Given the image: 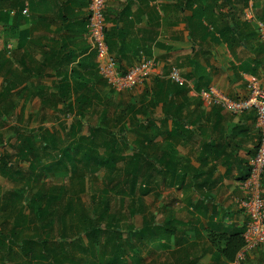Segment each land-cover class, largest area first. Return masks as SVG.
Instances as JSON below:
<instances>
[{"label":"crops","instance_id":"0c3cea01","mask_svg":"<svg viewBox=\"0 0 264 264\" xmlns=\"http://www.w3.org/2000/svg\"><path fill=\"white\" fill-rule=\"evenodd\" d=\"M90 1L0 0V52L11 49L7 71L16 91L28 88L32 102L59 103L62 111L63 103H100L105 80L88 37ZM105 16L106 42L122 72L144 58L156 63L135 90L148 92L145 103L154 109L138 116L141 128L132 131L151 135L140 145L150 143L156 156H142L158 172V222L144 221L142 228L153 227L142 236L143 259L151 262L155 251L158 264L233 262L240 251L227 261L222 249L248 222L240 202L248 197L259 131L254 113L232 115L200 93L213 87L243 99L250 82L264 85V0H107ZM4 22L14 27L12 39ZM174 68L183 84L170 81ZM247 258L264 264V246Z\"/></svg>","mask_w":264,"mask_h":264},{"label":"rangeland","instance_id":"374dc122","mask_svg":"<svg viewBox=\"0 0 264 264\" xmlns=\"http://www.w3.org/2000/svg\"><path fill=\"white\" fill-rule=\"evenodd\" d=\"M8 52H0V264H103L114 256L158 264L155 251L149 263L142 257L148 239L133 236L144 221L158 222V172L142 156L155 148L140 145L150 134L132 133L138 116L154 109L148 92L135 91L144 82L118 92L101 81L100 103L66 113L59 103L32 102L28 88L16 91ZM26 237L38 240L34 259L19 245Z\"/></svg>","mask_w":264,"mask_h":264},{"label":"built area","instance_id":"2783aa9c","mask_svg":"<svg viewBox=\"0 0 264 264\" xmlns=\"http://www.w3.org/2000/svg\"><path fill=\"white\" fill-rule=\"evenodd\" d=\"M106 3L107 0H91L88 17V37L92 50L98 59L100 76L107 85L118 92L129 91L142 84L156 68L154 60L144 58L131 70L122 72L115 57L110 53L106 42ZM259 39L264 46V22L259 23ZM178 69L171 70L169 79L176 84H183L184 78ZM248 95L243 99H233L216 88H209L200 93L203 101L220 108L232 115L254 113L259 131V141L250 162V173L246 184L248 197L240 202L244 215L248 219L244 240L245 245L236 260L227 264H245L247 255L264 246V197L262 182L264 176V85L252 81L247 85Z\"/></svg>","mask_w":264,"mask_h":264},{"label":"trees","instance_id":"16d2710c","mask_svg":"<svg viewBox=\"0 0 264 264\" xmlns=\"http://www.w3.org/2000/svg\"><path fill=\"white\" fill-rule=\"evenodd\" d=\"M4 23H5V30H7L6 31V36L8 37L7 39L8 40L9 39H12L13 38V34L15 33L14 32V27L12 25H8L7 22H4ZM243 25H246V24H243ZM236 28L237 27H235V26L228 28L229 31L231 33H233V36L234 37H236L235 36L236 34L239 35L238 32L236 33V30H237ZM225 41H227V39ZM75 104L78 105V107L80 108V110H82L84 108V105L85 104H88V103L83 102V101H79V102H76V103H69V104L63 103V107L65 108V110L62 111V112L68 113L69 111H71L69 109H73V107H74ZM80 116H82V115L80 114ZM78 123H79V121H78ZM98 129L99 128H92L90 135L93 137L94 134L98 131ZM120 140L122 142H125V136H121L120 137ZM106 148L109 149V147H106ZM136 151H137L138 154H137L136 158L134 157L133 159L134 160H137V164H138V161H139L138 159H139V157L142 154H141V152L139 150H136ZM93 157H94V159H93ZM88 158H89V160H93V161L95 159H97L99 161L98 163L104 162V160L102 161L100 159L101 158L100 156H93L92 155V152H89V154L87 155V159ZM41 198L42 199H46L47 197L41 196ZM152 227L153 226H150V225L146 224L144 226V228L139 229V230H135L133 232V236H138L140 238H143L142 236L145 235L146 233L150 232L152 230ZM153 230L156 231V228H153ZM86 233H89V232H86ZM114 233H116V232H114ZM244 233H245V228H244V230L243 229L237 230L235 234H233L230 238L227 239L228 244L222 249V255L224 256V258L227 261H233L236 258L237 253L243 249V247L245 245ZM37 241L38 240L35 239V238H28V237L21 239L19 245H20V247H21V249L23 251V255L25 257H27L28 259H34L35 258ZM71 241L73 243H75V240L74 239L71 240ZM1 244H2V242H0V245ZM118 249H120L119 246H118ZM103 264H122V262H120V259H119L118 256H114V259L110 263L107 262V263H103Z\"/></svg>","mask_w":264,"mask_h":264}]
</instances>
